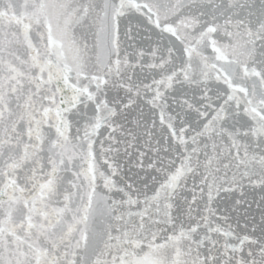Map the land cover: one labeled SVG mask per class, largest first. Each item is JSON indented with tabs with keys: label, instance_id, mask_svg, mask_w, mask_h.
I'll return each mask as SVG.
<instances>
[{
	"label": "snow or ice",
	"instance_id": "6c2138e0",
	"mask_svg": "<svg viewBox=\"0 0 264 264\" xmlns=\"http://www.w3.org/2000/svg\"><path fill=\"white\" fill-rule=\"evenodd\" d=\"M0 264H264V0H0Z\"/></svg>",
	"mask_w": 264,
	"mask_h": 264
}]
</instances>
